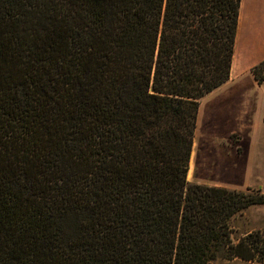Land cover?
Segmentation results:
<instances>
[{"label":"trees","instance_id":"16d2710c","mask_svg":"<svg viewBox=\"0 0 264 264\" xmlns=\"http://www.w3.org/2000/svg\"><path fill=\"white\" fill-rule=\"evenodd\" d=\"M239 6L0 0V264L264 263V231L230 237L262 191L187 180Z\"/></svg>","mask_w":264,"mask_h":264},{"label":"crops","instance_id":"0c3cea01","mask_svg":"<svg viewBox=\"0 0 264 264\" xmlns=\"http://www.w3.org/2000/svg\"><path fill=\"white\" fill-rule=\"evenodd\" d=\"M263 60L264 0H240L229 78L201 99L196 119L205 155L218 154L211 174L227 181L212 187H255L264 194V81L258 85L251 75Z\"/></svg>","mask_w":264,"mask_h":264},{"label":"rangeland","instance_id":"374dc122","mask_svg":"<svg viewBox=\"0 0 264 264\" xmlns=\"http://www.w3.org/2000/svg\"><path fill=\"white\" fill-rule=\"evenodd\" d=\"M201 137H202L201 128L199 126L198 130H196V133L194 134L193 153L188 163V169H190V172H188L187 174L188 182L198 185L210 186V187L216 185L217 183H222V184L226 183L227 182L226 180H216L215 178L217 177V175L211 174L210 169L214 168L218 160V154L215 150H213L212 153L208 152L210 153L209 156L205 155L206 154V152H204L205 149H202V147L205 148V146L202 145ZM242 160L240 162L246 163V160L244 161ZM259 183L264 188V181ZM247 188H255V187H247ZM245 189L241 188L238 191H245ZM255 231H264V206L250 207L246 209L244 212H242L240 215L236 216V218H234L231 223L230 237L232 241L235 242L237 239L242 238L246 234ZM211 264H260V263H245L239 260H233L229 262L217 260Z\"/></svg>","mask_w":264,"mask_h":264}]
</instances>
